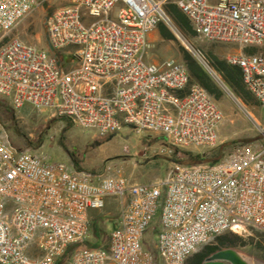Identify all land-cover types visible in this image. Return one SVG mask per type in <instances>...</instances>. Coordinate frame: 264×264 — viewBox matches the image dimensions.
Returning a JSON list of instances; mask_svg holds the SVG:
<instances>
[{
	"label": "built area",
	"instance_id": "obj_1",
	"mask_svg": "<svg viewBox=\"0 0 264 264\" xmlns=\"http://www.w3.org/2000/svg\"><path fill=\"white\" fill-rule=\"evenodd\" d=\"M49 2L0 0V95L15 109H52L95 129L98 139L128 127L182 148L218 144L224 116L216 100L184 63L148 62V35L160 24L175 27L166 8L174 3L209 41L261 46L264 0H70L45 20L54 50L74 47L70 68L12 36ZM192 53L227 88L208 56L196 47ZM227 61L241 67L264 110V54H231ZM180 78H189V96H182ZM108 197L120 201L119 224L91 247L90 211L103 209ZM158 215V236L148 248L145 234ZM249 229L264 232V146L257 154L238 149L215 164L175 163L162 180L141 183L121 170L96 178L50 162L0 132V264H187L216 236Z\"/></svg>",
	"mask_w": 264,
	"mask_h": 264
},
{
	"label": "rangeland",
	"instance_id": "obj_2",
	"mask_svg": "<svg viewBox=\"0 0 264 264\" xmlns=\"http://www.w3.org/2000/svg\"><path fill=\"white\" fill-rule=\"evenodd\" d=\"M69 2L70 0H50L44 7L31 13L14 30L12 36H17L26 43L50 51L63 65L70 67L69 62L63 58V52L52 48L45 28L46 17L59 6ZM120 6L121 2L114 9L115 16H117ZM174 24L175 27L165 24L158 25L151 31L158 36V39L148 38L150 43L146 58L148 62L161 63L174 59L187 66V57L201 66L192 53V47L201 49L210 61L212 55L220 61H227V57L231 54L251 52L247 51V48L235 44L209 41L194 31L188 34L175 21ZM160 26L164 29L163 34L160 31ZM261 47L264 48V46L252 48L255 49V52L264 53V49ZM219 74L222 76L220 72ZM211 79L213 78L211 77ZM222 79L224 80L223 76ZM213 81L217 85V94L226 102L230 111H223L221 108L224 118L218 127L219 142L212 148L177 147L162 135L137 133L128 127L118 134L98 139L95 129L75 125L66 118L54 115L52 109L39 111L29 104L15 109L11 99L1 95L0 132H4L11 143L20 150L45 152L50 162L65 161L72 169L90 172L96 178L112 176L121 170L131 181L141 183L162 180L173 164L181 163L179 161L188 165L186 151L205 153L209 160L219 159V162L238 149L253 154L259 153L264 146V111L262 107L251 95L253 100L249 99V101L259 107L253 109L248 106V111L244 110L234 98L233 90L225 80L227 88L216 80L213 79ZM219 103L223 104L221 101ZM204 163L212 164L211 162ZM97 214L102 229L106 231L101 239L103 242L112 232L119 217V199L109 197L105 207L97 210ZM159 215L145 234L148 248L154 247L158 236ZM221 235H225L227 240L220 249L234 248L251 264H264V232L249 229L242 234L225 232ZM89 241H96L92 233ZM210 243H216V240L214 239ZM203 247L197 252L203 253ZM211 253L210 251L204 252L202 259ZM193 255L188 258L187 264L194 263ZM158 262L163 264L161 259H158Z\"/></svg>",
	"mask_w": 264,
	"mask_h": 264
},
{
	"label": "trees",
	"instance_id": "obj_3",
	"mask_svg": "<svg viewBox=\"0 0 264 264\" xmlns=\"http://www.w3.org/2000/svg\"><path fill=\"white\" fill-rule=\"evenodd\" d=\"M167 11L173 18V20L178 24V26L186 33H191L193 30L192 25L188 19V17L183 13V11L174 3H167L166 5ZM162 25V24H160ZM160 31L162 34L164 33V29L160 26ZM195 32V31H194ZM187 67L190 71L191 76L200 82L210 93L217 92V85L213 79L208 75V73L197 63H194L189 58L186 57ZM211 62L214 67L222 74L225 82L230 86L234 93L240 94L245 98L251 97V93L247 90L244 84L243 78V71L241 67L238 65L230 64L228 61H220L216 57L212 55ZM188 158V165L204 163V162H211L212 164L218 163L219 159L217 160H209L206 157L205 153H195L191 151L185 152ZM73 158V157H72ZM182 163V161H179ZM91 233L95 236L96 241H87V245L91 247H96L101 245V239L106 234V231L102 229L98 217H95L91 220ZM216 243H209L204 245L203 251L207 252H214L221 248V246L226 244L227 237L225 235H218L215 237ZM75 246L71 247L70 251H72ZM204 253H195L194 256V263L201 264L202 257ZM63 260H59L57 264H62Z\"/></svg>",
	"mask_w": 264,
	"mask_h": 264
},
{
	"label": "crops",
	"instance_id": "obj_4",
	"mask_svg": "<svg viewBox=\"0 0 264 264\" xmlns=\"http://www.w3.org/2000/svg\"><path fill=\"white\" fill-rule=\"evenodd\" d=\"M148 38H152V39H158V36H156V34H154V33H150L149 35H148ZM261 46H264V45H261ZM252 47H254V46H247V47H243V48H247V51H251V52H249V53H246V54H258L259 52H255V49H253ZM256 47V46H255ZM73 48L74 47H67V48H65V49H63V50H61L62 52H63V58H64V60L65 61H68L69 62V64H70V67L72 66V62H71V55H70V52H71V50H73ZM261 48H263V47H261ZM264 49V48H263ZM261 54H264L263 52H261ZM66 68H70V67H67V66H65ZM192 77V76H191ZM192 79L194 80V81H197V80H195L193 77H192ZM198 82V81H197ZM200 83V82H199ZM201 84V83H200ZM245 84V83H244ZM246 87V86H245ZM210 93V92H209ZM213 97H214V99L216 100V102H217V104L221 101V102H223V104H218V106H219V108L221 109V108H223V111H230V109L228 108V106H227V104H226V102L225 101H223V99H221V96L219 95V94H217V92L216 93H210ZM233 94H234V96L238 99V101L237 102H239V104L244 108V110H248V106L249 107H252L253 109L255 108V109H258V107L259 106H257V105H255V104H251V102L249 101V99H252L253 100V97L251 98V97H249V98H245L244 96H242V95H240V94H237V93H234L233 92ZM256 102H257V100H255ZM257 104H259L258 102H257ZM221 105V106H220ZM260 105V104H259ZM260 107H261V105H260ZM263 109V108H262ZM221 111H222V109H221ZM257 111H259V110H257ZM264 111V110H263ZM109 198V197H108ZM108 198H106V202H107V200H108ZM95 217H98V214H97V210H91L90 211V218H91V220L93 219V218H95ZM118 224H119V217L117 218V220H116V224L114 225V227H113V230L118 226ZM112 230V231H113ZM100 243H102V242H100ZM189 264V263H188ZM192 264H195V263H192Z\"/></svg>",
	"mask_w": 264,
	"mask_h": 264
},
{
	"label": "water",
	"instance_id": "obj_5",
	"mask_svg": "<svg viewBox=\"0 0 264 264\" xmlns=\"http://www.w3.org/2000/svg\"><path fill=\"white\" fill-rule=\"evenodd\" d=\"M166 138V137H164ZM201 264H251L234 248H224L212 252Z\"/></svg>",
	"mask_w": 264,
	"mask_h": 264
},
{
	"label": "bare ground",
	"instance_id": "obj_6",
	"mask_svg": "<svg viewBox=\"0 0 264 264\" xmlns=\"http://www.w3.org/2000/svg\"><path fill=\"white\" fill-rule=\"evenodd\" d=\"M179 88L182 89V96H189L190 94L189 78H180Z\"/></svg>",
	"mask_w": 264,
	"mask_h": 264
},
{
	"label": "flooded vegetation",
	"instance_id": "obj_7",
	"mask_svg": "<svg viewBox=\"0 0 264 264\" xmlns=\"http://www.w3.org/2000/svg\"><path fill=\"white\" fill-rule=\"evenodd\" d=\"M202 252L204 253V252H205V250H204V251H202ZM206 257H208V256H206ZM206 257H205V258L202 260V262H203V261L206 259ZM202 262H201V263H202Z\"/></svg>",
	"mask_w": 264,
	"mask_h": 264
}]
</instances>
